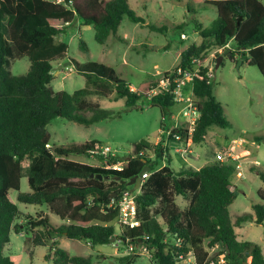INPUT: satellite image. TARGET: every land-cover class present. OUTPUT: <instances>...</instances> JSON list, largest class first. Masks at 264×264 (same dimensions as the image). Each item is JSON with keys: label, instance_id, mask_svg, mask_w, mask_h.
<instances>
[{"label": "trees", "instance_id": "1", "mask_svg": "<svg viewBox=\"0 0 264 264\" xmlns=\"http://www.w3.org/2000/svg\"><path fill=\"white\" fill-rule=\"evenodd\" d=\"M201 1L214 4L218 16L208 27L197 24L201 39L181 53L178 66H189L193 58L202 57L233 38L237 50L244 48V51L238 50L236 61L248 58L264 75L263 2ZM125 15L133 22L146 23L131 8L129 0H0V264H15L5 254V247L11 241V232L19 233L22 226L15 223L20 208L11 198L13 189L18 191V202L47 205L50 212L64 221L54 225L47 216L29 215L26 224L34 230V246L46 245L61 236L83 239L92 246L112 243L115 237L122 245H136L120 258L124 264L132 263L139 256L135 251L137 247L146 248L152 262L158 264H178L180 255L192 250L199 264L206 259H214L215 264H264L262 246L250 240H239L235 230L247 222L264 225V205L253 204L254 212L231 217L229 207L237 198L231 180L236 172L235 163L214 160L199 169L183 166L176 171L163 140L157 144L141 141L125 160L117 155L95 153L97 146H101L95 139L68 146L51 145L47 126L54 118L64 117L90 125L111 115V111L98 102L89 101L93 95L113 101L125 99L129 108L136 107L141 99L151 98L162 107L164 114L172 115L167 111L176 104L173 94L149 95L160 77L142 82L134 90L113 67L102 62L71 59L76 71L86 77L88 86L72 93L57 91L52 86L53 61L64 57L68 49V43L56 41L59 34H66L69 26L79 20L81 24L93 25L96 40L106 43L111 35L117 34ZM81 47L86 49V43L82 42ZM226 54L236 55L235 52ZM23 56L29 57L30 68L25 74L14 75L11 60ZM207 71L208 66H202L194 82L200 110L194 143L204 141L213 126H230ZM168 138L173 139V136ZM257 140L263 137L257 136ZM149 150H154L155 158L148 155ZM70 155L93 156L102 165L71 160ZM160 158L167 164H160ZM25 161L30 192L21 191ZM124 161L122 170L112 167ZM146 165L150 166V176L135 190L127 182ZM253 169L258 170L264 181L261 164L254 165ZM98 174L103 175V179L98 178ZM124 189L137 192L141 224L122 226L118 232L113 224L119 215L114 201ZM118 190V195L114 196ZM259 194L264 199V190ZM176 196L189 199V205L181 208ZM157 203L159 209L155 215L140 217L139 207L150 208ZM176 240H180V244L176 245ZM217 244L218 249L209 258L210 248ZM54 254V264H95L91 256L71 255L62 248H56Z\"/></svg>", "mask_w": 264, "mask_h": 264}, {"label": "rangeland", "instance_id": "2", "mask_svg": "<svg viewBox=\"0 0 264 264\" xmlns=\"http://www.w3.org/2000/svg\"><path fill=\"white\" fill-rule=\"evenodd\" d=\"M261 1L264 4V0ZM129 4L146 23L133 22L125 15L117 34L111 35L106 43L96 40L93 25L81 24L79 20L69 26L66 34L57 36L56 41L68 43V49L64 57H57L53 61L52 86L55 90L72 93L88 86L86 77L79 74L73 64H64L71 59L105 63L134 87H139L142 82L158 79L163 72L179 65L181 53L189 45L200 41L197 24L208 27L218 16L214 4L201 0H129ZM149 25L164 27L165 30H154ZM182 33L187 37H182ZM82 42L86 43V49L81 47ZM237 57L223 55L224 60L219 67H216L219 57L210 60V67H214V94L223 104L230 126H213L201 143L191 142L188 147L185 141L169 139L167 129L173 125L174 120L169 114H164L162 107L154 104L151 98L141 99L136 107L129 108L125 99L113 101L93 95L88 98L89 101L98 102L103 108L110 110L111 115L90 125L56 117L47 126L51 134V145L68 146L74 142L83 143L95 139L101 146H109L111 154L125 160L141 141L157 144L163 140L174 161L172 168L178 171L180 167L189 164L197 167L216 160L217 152L229 151V147L234 146L233 140L237 139L235 154L239 156L238 162L244 174L240 176L234 173L231 177L237 198L229 210L232 218L236 214L254 212L253 204L264 205V199L259 194L260 190H264V181L259 177L258 170L253 169L256 164H261L264 169V75L257 66L249 63L248 58L243 59L238 71ZM30 64L28 56L12 59L11 71L14 75L25 74ZM179 110L180 105L175 104L167 112L178 115ZM257 136L263 137V140H257ZM147 153L152 158L156 157L154 150ZM197 154L198 159L191 156ZM68 158L102 165L97 163V159L86 155H70ZM159 162L167 164L161 158ZM122 163L126 164L125 161ZM27 164V161L23 164L22 192L31 191ZM10 195L20 208V215L15 223L22 225L19 233L11 232V241L5 247V254L15 264H54L56 248L65 249L71 255L91 256L95 264H124L120 258L130 253V247L118 241L92 246L86 240L66 236L49 240L46 245L34 246V230L26 224L29 215L35 218L47 216L54 225H60L63 221L50 212L47 205L18 202V191L15 189L10 191ZM176 201L183 209L189 205V199L183 196H176ZM157 209L159 203L150 208L139 207L140 217L155 215ZM113 224L119 232L122 226L117 221ZM236 231L240 240L256 242L263 246L264 252V225L247 222L242 227H237ZM135 251L139 256L130 264H154L148 250L137 247Z\"/></svg>", "mask_w": 264, "mask_h": 264}, {"label": "built area", "instance_id": "3", "mask_svg": "<svg viewBox=\"0 0 264 264\" xmlns=\"http://www.w3.org/2000/svg\"><path fill=\"white\" fill-rule=\"evenodd\" d=\"M55 1L62 2L63 0ZM182 37L187 36L183 33ZM238 50L244 51V48ZM238 50L233 46L232 38L227 43L210 50L206 55L202 57L193 58L189 66H177L169 71L162 73L159 78L158 85L155 86L152 90H150L149 95H155L161 92L171 93L174 95L176 104L180 105L179 114L171 115V118L174 120V123L169 129H167V137L173 136L174 140L185 141L188 147L191 145V142H193V134L200 117L199 105L196 102L194 94L195 77L197 76V73L200 71L201 67L207 65L208 71L206 74L209 77V80L212 81V71L214 67L213 65L210 67V60H215L228 52H235V54L238 55ZM133 89L135 90V87H133ZM233 143L234 146H230L229 151L217 152L216 160L222 162L229 161L235 163V173L240 176H243L244 173H242V166L238 162L239 156L235 154L236 146L238 144L237 139H234ZM97 147L98 150L95 153L111 154V149L109 146ZM112 167L117 170H122L124 168V165L121 162L116 165H113ZM149 176V171L144 172L141 176L142 181L147 179ZM136 197L137 192L135 190L124 189L121 191L115 203L119 211L117 222L120 226L137 227L141 224V220L138 217V204L136 201ZM146 238L149 237L147 236ZM180 242V240H176V245L180 244ZM129 247V251L131 252L132 250H134V248H136V245L131 244ZM217 249L218 244L210 248L209 258ZM179 263L199 264L197 255L193 250L187 255L181 254ZM202 264H215V260L206 259Z\"/></svg>", "mask_w": 264, "mask_h": 264}, {"label": "water", "instance_id": "4", "mask_svg": "<svg viewBox=\"0 0 264 264\" xmlns=\"http://www.w3.org/2000/svg\"><path fill=\"white\" fill-rule=\"evenodd\" d=\"M222 61H223V56H220V57L218 58V60H217L216 67H219ZM241 63H242V59H240V60L238 61V65H237V69H238V71H239V69H240V65H241ZM64 64H65V65H72L73 62H72V61H68V62H65ZM149 170H150V166H149V165L144 166L143 169L141 170V172H140L138 175H136V176H134L133 178H131V179L127 182V184H128V185H133L135 190H136V189H139V187H140V185H141V183H142V178H141L142 174H143L144 172H146V171H149ZM91 177H94V174H91ZM97 177L100 178V179H103V175H101V174H98ZM115 179L120 180L119 177H116ZM121 182H122V183H125L126 181H125V180H122ZM119 191H120V190H118L117 192H115V193H114V196H117L118 193H119ZM116 201H117V199H115L114 202L116 203ZM111 241H112V242H115V241H116V238L113 237ZM244 264H248V263L245 262Z\"/></svg>", "mask_w": 264, "mask_h": 264}, {"label": "crops", "instance_id": "5", "mask_svg": "<svg viewBox=\"0 0 264 264\" xmlns=\"http://www.w3.org/2000/svg\"><path fill=\"white\" fill-rule=\"evenodd\" d=\"M242 64H243V61H242L241 65H242ZM133 87H134V86H133ZM157 142H158V141H157ZM86 156H87V155H86ZM191 156H192L194 159H195V158H196V159L199 158V155H198V154H197V155H194V156L191 155ZM89 157H93V156H89ZM93 158H95V157H93ZM193 158H192V159H193ZM95 159H97V158H95ZM97 160H98V159H97ZM75 161H77V160H75ZM213 161H214V160H213ZM213 161H212V162H213ZM79 162H80V161H79ZM98 162H100L99 164H102L100 160H98L97 163H98ZM173 163H174V161H173ZM93 164L96 165V162H94ZM205 164H207V163H205ZM205 164H204V165H205ZM204 165L201 164V165H199V166L196 167V166H193L192 164H189V165H187V166H192V167H194V168L199 169L200 167H202V166H204ZM180 168H181V167H180ZM142 183H143V181H142ZM142 183H141V184H142ZM63 222H64V221H63ZM67 222H69V220H67ZM242 225H243V224H242ZM242 225H241V226H237V227H242ZM237 227H235V230H236ZM236 232H237V231H236ZM237 235H238V232H237ZM56 239H57V238H56ZM56 239H55V240H56ZM72 239H73V238H72ZM238 239H239V238H238ZM239 240H240V239H239ZM261 246H262V245H261ZM262 248H263V246H262Z\"/></svg>", "mask_w": 264, "mask_h": 264}]
</instances>
